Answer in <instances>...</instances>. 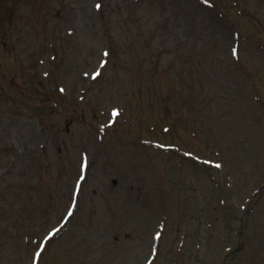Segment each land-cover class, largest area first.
Here are the masks:
<instances>
[{
  "label": "rangeland",
  "instance_id": "374dc122",
  "mask_svg": "<svg viewBox=\"0 0 264 264\" xmlns=\"http://www.w3.org/2000/svg\"><path fill=\"white\" fill-rule=\"evenodd\" d=\"M263 186L264 0H0V264H264Z\"/></svg>",
  "mask_w": 264,
  "mask_h": 264
},
{
  "label": "snow or ice",
  "instance_id": "6c2138e0",
  "mask_svg": "<svg viewBox=\"0 0 264 264\" xmlns=\"http://www.w3.org/2000/svg\"><path fill=\"white\" fill-rule=\"evenodd\" d=\"M97 7H99V5H97ZM217 167H219V165H217Z\"/></svg>",
  "mask_w": 264,
  "mask_h": 264
}]
</instances>
